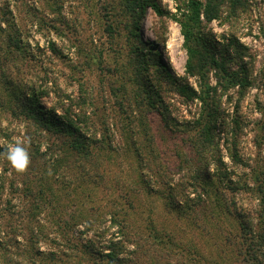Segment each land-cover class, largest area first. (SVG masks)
<instances>
[{
    "label": "rangeland",
    "instance_id": "obj_1",
    "mask_svg": "<svg viewBox=\"0 0 264 264\" xmlns=\"http://www.w3.org/2000/svg\"><path fill=\"white\" fill-rule=\"evenodd\" d=\"M145 1L140 17L128 0H0V153L21 141L30 156L19 173L0 155V264L238 263L226 234L235 221L217 227L209 212L214 195L231 211L250 207L218 176L249 171L231 159L234 135L243 165L264 161V0L235 11L213 1L217 17H201L200 43L239 78L245 65L247 91L215 70L187 73L189 0ZM207 87L220 134L217 153L200 158L193 123ZM37 107L81 137H53L30 116ZM77 141L94 156L72 153Z\"/></svg>",
    "mask_w": 264,
    "mask_h": 264
},
{
    "label": "trees",
    "instance_id": "obj_2",
    "mask_svg": "<svg viewBox=\"0 0 264 264\" xmlns=\"http://www.w3.org/2000/svg\"><path fill=\"white\" fill-rule=\"evenodd\" d=\"M128 1L131 2L130 12L134 14L139 13V16L141 17L147 5L146 1ZM213 1L217 2L218 0H189L188 13L182 15V20L179 24L181 26V32L188 54L186 71L188 74L205 79L206 74L215 70L219 75L224 76L218 77L221 81L226 79L225 88L238 86L240 89H246L247 91L248 88L253 86V83L251 80L249 81V79H247V75H250L248 74V69L245 68V65L243 66L244 68L242 67V74L245 75L244 79L246 80L239 78V76L236 75V72H230L226 67H223V64L217 61L214 54L209 53L208 46L204 45L202 42L200 43L201 37L199 36V29L201 25V17L207 22L217 17V5L214 4ZM228 3L234 11L239 8V0H229ZM219 87H222V85ZM186 89L188 90V93H193L190 88ZM215 89L216 88L207 87L206 93L204 92V97H197L194 94V97L196 96L199 98L198 100L202 102L203 107L200 110L196 121L193 123V127L196 130L194 147L200 149L199 152H196V154L200 155V158L207 153L213 155L218 151V148H216L217 146L215 147L214 145V136L217 137L220 133H216L215 131V126L213 124L215 122V114L209 109L208 102L206 101V98H209L206 94H209L210 91ZM239 94L242 96L240 92ZM21 103L23 104L22 108H24L25 103ZM56 110L57 109H53L48 112L43 108L37 107L36 110L30 108L29 113L31 114L30 116L37 117V124H41L40 126H42L44 130L49 132L53 137L61 140L67 139L64 140L63 143L68 141L70 136L77 138L81 137L79 129L73 126L72 121L67 120L66 117H63L64 115H58ZM261 130L264 131V123ZM233 138L234 142L231 143V146L234 148V155L231 159L233 158L235 165L248 169L249 171L248 173L244 172V181L239 178L241 183L238 180L231 179L233 173L228 172V169H225L224 167H221L222 173L218 174V176L230 180V189L235 197L233 201L234 204H236L237 196L241 194L240 192L244 191L249 196L250 207L246 212L242 210L231 211L228 208L226 201L223 199L219 201L218 197L214 195L211 203L214 211L210 209L209 220L217 227H222V221L225 222V219L235 221V223L231 224L228 229L229 231L226 234H228L234 242L233 247L235 248V258L238 260L237 264H264V161L260 165H256L255 168L250 169L243 165V161L240 159L241 157H239L240 154L238 152L240 144L239 139L236 135H234ZM78 144L79 142L77 141L74 145L71 143L68 146L71 148L70 151L72 153L83 156L82 158L84 160L94 156L93 149H91L93 146L91 145L90 147L91 142L88 146L83 143H81L80 146ZM258 144L264 147V135ZM134 151L139 161L144 163L142 157L144 155L140 149H135ZM112 152L114 153V151ZM150 155L156 160L157 156H154L153 151L150 152ZM107 159L111 158H108L107 156ZM216 162L218 163V166H221L219 159ZM200 173L202 174V170ZM200 181L202 182L203 180ZM214 193L216 194V192Z\"/></svg>",
    "mask_w": 264,
    "mask_h": 264
},
{
    "label": "clouds",
    "instance_id": "obj_3",
    "mask_svg": "<svg viewBox=\"0 0 264 264\" xmlns=\"http://www.w3.org/2000/svg\"><path fill=\"white\" fill-rule=\"evenodd\" d=\"M4 155L11 167L19 173H23L30 164V156L24 142L16 141L9 144L5 152L0 153Z\"/></svg>",
    "mask_w": 264,
    "mask_h": 264
}]
</instances>
